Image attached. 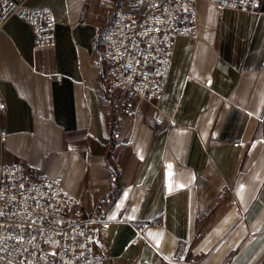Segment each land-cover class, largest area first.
Listing matches in <instances>:
<instances>
[{
  "label": "crops",
  "instance_id": "1",
  "mask_svg": "<svg viewBox=\"0 0 264 264\" xmlns=\"http://www.w3.org/2000/svg\"><path fill=\"white\" fill-rule=\"evenodd\" d=\"M118 3L136 9L27 0L53 10L54 48L36 49L17 17L0 31V163L61 176L108 221L94 242L107 264H264V0L257 12L197 0L198 35L178 37L153 103L102 87L98 46Z\"/></svg>",
  "mask_w": 264,
  "mask_h": 264
},
{
  "label": "built area",
  "instance_id": "2",
  "mask_svg": "<svg viewBox=\"0 0 264 264\" xmlns=\"http://www.w3.org/2000/svg\"><path fill=\"white\" fill-rule=\"evenodd\" d=\"M211 1L220 10L252 12L259 10L261 2ZM26 2L0 0V31L11 17H17L32 27L36 49L54 48L57 20L53 10ZM196 3L136 0L133 11L118 3L98 46L103 89L108 93L122 90L148 103L160 98L178 37L198 35ZM56 79L61 82L62 76ZM5 112L0 85V143L8 135L2 123ZM62 185L61 176H34L22 163H0V264H107L96 255L94 242L96 227L106 234L108 221L85 211L81 200L66 193ZM145 227L139 228V234Z\"/></svg>",
  "mask_w": 264,
  "mask_h": 264
}]
</instances>
